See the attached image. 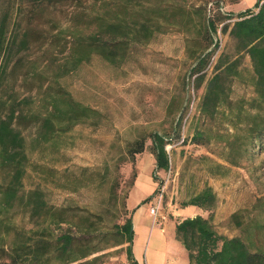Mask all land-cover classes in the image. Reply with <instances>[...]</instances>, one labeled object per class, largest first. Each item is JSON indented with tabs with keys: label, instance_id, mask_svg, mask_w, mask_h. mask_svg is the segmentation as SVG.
<instances>
[{
	"label": "rangeland",
	"instance_id": "rangeland-1",
	"mask_svg": "<svg viewBox=\"0 0 264 264\" xmlns=\"http://www.w3.org/2000/svg\"><path fill=\"white\" fill-rule=\"evenodd\" d=\"M252 1L0 0V115L14 110L24 152L18 192L0 217L10 226L2 241L17 233L24 244L22 264H131L120 261L118 225L135 207L146 230L174 221L188 206L180 202L205 185L214 200L200 208L213 229L264 248V203L256 202L264 140L258 145L248 128L253 75L227 32L231 14ZM116 20L122 31L102 24ZM68 99L91 110L68 120ZM154 132L169 139L166 170L154 165ZM6 170L0 164V183ZM33 189L43 200L36 212L26 199ZM60 233L71 237L64 263L45 247Z\"/></svg>",
	"mask_w": 264,
	"mask_h": 264
},
{
	"label": "trees",
	"instance_id": "trees-1",
	"mask_svg": "<svg viewBox=\"0 0 264 264\" xmlns=\"http://www.w3.org/2000/svg\"><path fill=\"white\" fill-rule=\"evenodd\" d=\"M229 23L227 32L234 40L237 51H244L249 58L253 75V90L255 92L254 105L256 113L251 118L249 130L251 136L255 138L257 144L264 140V0H254L251 6L237 10ZM205 29L210 33L216 31V26L210 18L205 20ZM104 28L123 29L124 23L121 20L114 22H102ZM227 25L223 24L221 30H226ZM0 28V37L2 36ZM119 39L116 42H121ZM216 43V42H215ZM88 49L92 45L87 43ZM1 47V44H0ZM106 57L110 56V49L101 46L99 49ZM67 107L61 113L68 119H76L78 114L89 110L87 106H82L73 100H66ZM91 110V109H90ZM14 110L9 108L5 115H0V164L7 167L5 181L0 183V211L6 210L11 201L16 197L20 186V179L23 173L22 160L24 159L23 138L14 125ZM48 124V120L44 121ZM49 126V125H48ZM192 138H199L200 135L193 134ZM167 137L161 133L154 132L150 135V148L154 155V165L156 168L166 170L168 167L167 151L164 144L169 142ZM259 145V144H258ZM141 146L135 149L138 150ZM4 180V177H3ZM41 192L38 189L29 191L26 199L31 203V210L36 212L42 206L43 200L40 198ZM147 198V197H146ZM142 200H145L143 198ZM214 200V193L210 186L205 185L196 193L180 202L181 205L194 204L207 209ZM264 203V195L257 197L256 202ZM264 208V206H263ZM209 215V214H208ZM233 211L230 217L234 218V223L241 225L240 219ZM254 228L262 227V224L253 223ZM120 232L124 234L125 256L131 264H137L131 252L132 226L130 215L118 225ZM10 226L0 217V264H22L20 260L27 259V254L22 256L23 242L18 238V234L9 242H3L4 233H8ZM174 237L180 241L188 258L187 264H264V248L256 247L250 249L247 242L240 235H225L216 232L209 220V216L195 214L185 216L177 220L173 226ZM71 237L67 233L56 235L52 243L46 242V249L55 253L64 254L60 262L64 263L70 258L68 255ZM47 250V251H48ZM39 256L32 252L31 257ZM48 256H51L50 253Z\"/></svg>",
	"mask_w": 264,
	"mask_h": 264
},
{
	"label": "crops",
	"instance_id": "crops-1",
	"mask_svg": "<svg viewBox=\"0 0 264 264\" xmlns=\"http://www.w3.org/2000/svg\"><path fill=\"white\" fill-rule=\"evenodd\" d=\"M143 198L144 196L140 194V196L137 197V201ZM135 209L136 207L130 214L132 226L131 252L135 262L140 263V261L144 259L147 264H177V262H179V258L182 256L183 258L180 264H187L188 258L186 255V250L182 244L174 238L173 226L177 220L185 217L187 213H189L188 216H192L194 214L203 215L201 208L194 204H188L186 210L185 208L182 209L185 212L182 213V216H180L178 219L171 222L169 220L164 221L163 226H160L158 223L156 224L157 227H153L151 230V227L146 230V226L142 224L143 222L141 223L140 218H133ZM147 214L149 215L148 212ZM166 228L169 230L166 231ZM145 230L146 232L144 233ZM150 231L152 234V239L149 238ZM125 259L126 256L123 252V254L120 256V261L124 262Z\"/></svg>",
	"mask_w": 264,
	"mask_h": 264
},
{
	"label": "built area",
	"instance_id": "built-area-1",
	"mask_svg": "<svg viewBox=\"0 0 264 264\" xmlns=\"http://www.w3.org/2000/svg\"><path fill=\"white\" fill-rule=\"evenodd\" d=\"M160 201H161V192L158 191L154 193L152 199L148 203L147 210L151 216L152 223L156 221V218L159 215ZM137 264H147V263L144 259H142L140 263H137Z\"/></svg>",
	"mask_w": 264,
	"mask_h": 264
}]
</instances>
